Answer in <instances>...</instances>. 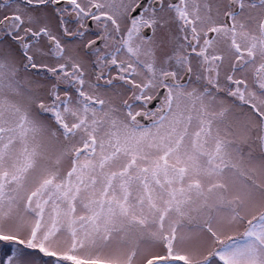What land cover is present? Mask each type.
<instances>
[{
  "label": "rangeland",
  "instance_id": "obj_1",
  "mask_svg": "<svg viewBox=\"0 0 264 264\" xmlns=\"http://www.w3.org/2000/svg\"><path fill=\"white\" fill-rule=\"evenodd\" d=\"M52 1L0 0V264H264V41L239 73L164 41L112 53L108 0H66V32Z\"/></svg>",
  "mask_w": 264,
  "mask_h": 264
},
{
  "label": "flooded vegetation",
  "instance_id": "obj_2",
  "mask_svg": "<svg viewBox=\"0 0 264 264\" xmlns=\"http://www.w3.org/2000/svg\"><path fill=\"white\" fill-rule=\"evenodd\" d=\"M66 0H53L52 4L59 7L61 15L59 25L66 32L67 21L75 22L74 13L64 12ZM109 6L115 9L107 11L105 15L106 26L111 33L112 51L117 45V50L126 48L130 40L136 38L138 51L146 52L148 44L153 41L168 42L171 50L168 62L177 60V50L186 57L191 67L197 65L202 69L205 64L214 63L217 66L233 63V70L240 72L242 41L247 37V32L253 33L264 41L262 23L264 20V0H108ZM122 3L124 5H122ZM62 7V8H61ZM111 7V6H110ZM119 11L120 15L116 11ZM100 10L98 4H93L88 12L89 16L83 23H74L76 33L83 36L84 31L96 32L97 27L93 22L94 15ZM170 23L173 28V37L168 41L167 36L159 31L162 26ZM258 33V35H257ZM77 34V35H78ZM245 34V35H244ZM74 37V36H73ZM66 38V36H65ZM102 34L91 37L85 43V51H93L101 46ZM49 44H53L50 39ZM162 44V43H161ZM167 49V48H166ZM165 51V48H163ZM116 51V50H115ZM156 62L159 57H156ZM147 61L152 62L150 59ZM146 62V61H145ZM197 68V67H195ZM192 70L186 69L180 83H186ZM214 75V71H211ZM173 74L164 77L165 82L176 81ZM167 90V87H158ZM158 106L152 112H157ZM162 113V111L160 112ZM163 114V113H162Z\"/></svg>",
  "mask_w": 264,
  "mask_h": 264
},
{
  "label": "water",
  "instance_id": "obj_3",
  "mask_svg": "<svg viewBox=\"0 0 264 264\" xmlns=\"http://www.w3.org/2000/svg\"><path fill=\"white\" fill-rule=\"evenodd\" d=\"M261 29H262V32L264 34V20H263ZM163 94H164L163 89H160L158 91V93L153 98L150 99V101L147 105V110H152L153 108H155L157 103H159L161 98L163 97ZM163 111L164 110H162V112ZM136 119L142 125L147 126L150 124V122H152L153 117H146L144 113H140L139 115H137ZM150 264H153V263H150Z\"/></svg>",
  "mask_w": 264,
  "mask_h": 264
},
{
  "label": "bare ground",
  "instance_id": "obj_4",
  "mask_svg": "<svg viewBox=\"0 0 264 264\" xmlns=\"http://www.w3.org/2000/svg\"><path fill=\"white\" fill-rule=\"evenodd\" d=\"M259 167H261V166H259Z\"/></svg>",
  "mask_w": 264,
  "mask_h": 264
}]
</instances>
